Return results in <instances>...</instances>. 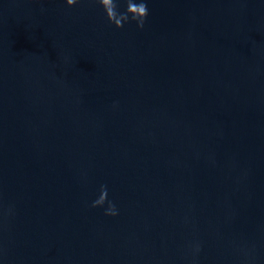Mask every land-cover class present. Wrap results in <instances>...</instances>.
Masks as SVG:
<instances>
[{
  "label": "water",
  "instance_id": "obj_1",
  "mask_svg": "<svg viewBox=\"0 0 264 264\" xmlns=\"http://www.w3.org/2000/svg\"><path fill=\"white\" fill-rule=\"evenodd\" d=\"M146 2L0 0V264H264V0Z\"/></svg>",
  "mask_w": 264,
  "mask_h": 264
},
{
  "label": "clouds",
  "instance_id": "obj_2",
  "mask_svg": "<svg viewBox=\"0 0 264 264\" xmlns=\"http://www.w3.org/2000/svg\"><path fill=\"white\" fill-rule=\"evenodd\" d=\"M94 2L103 8L108 22L113 24L117 29L122 28L130 20L135 22L138 28L143 29L149 15L146 0H94ZM77 3L78 0H66V4L69 7ZM121 5H123V11L120 10ZM105 203L108 205L105 215H118L115 204L107 200V187L102 185L100 195L93 202L92 207H102ZM196 251H199V248Z\"/></svg>",
  "mask_w": 264,
  "mask_h": 264
}]
</instances>
